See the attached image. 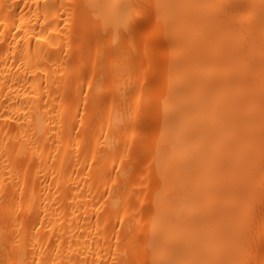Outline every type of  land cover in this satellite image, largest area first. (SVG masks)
<instances>
[{"label":"bare ground","instance_id":"obj_1","mask_svg":"<svg viewBox=\"0 0 264 264\" xmlns=\"http://www.w3.org/2000/svg\"><path fill=\"white\" fill-rule=\"evenodd\" d=\"M263 171L264 0H0V264H264Z\"/></svg>","mask_w":264,"mask_h":264},{"label":"rangeland","instance_id":"obj_2","mask_svg":"<svg viewBox=\"0 0 264 264\" xmlns=\"http://www.w3.org/2000/svg\"><path fill=\"white\" fill-rule=\"evenodd\" d=\"M264 174V171L261 173V175H263ZM261 200V199H260ZM228 201H229V203L230 202H232V201H234V199H228ZM256 204H255V207L256 208H259V207H261L263 204H264V202L263 201H260V202H258V201H256L255 202ZM234 204H235V202H234ZM236 206L235 205H231V207L230 208H235ZM264 224V223H263ZM262 224V225H263ZM260 263H261V261H260Z\"/></svg>","mask_w":264,"mask_h":264}]
</instances>
